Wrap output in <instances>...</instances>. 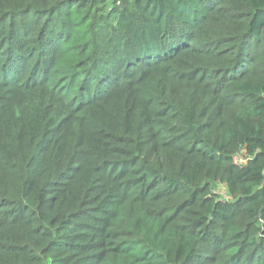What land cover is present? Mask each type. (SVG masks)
<instances>
[{
	"label": "trees",
	"instance_id": "trees-1",
	"mask_svg": "<svg viewBox=\"0 0 264 264\" xmlns=\"http://www.w3.org/2000/svg\"><path fill=\"white\" fill-rule=\"evenodd\" d=\"M0 264H264V0H0Z\"/></svg>",
	"mask_w": 264,
	"mask_h": 264
},
{
	"label": "rangeland",
	"instance_id": "rangeland-1",
	"mask_svg": "<svg viewBox=\"0 0 264 264\" xmlns=\"http://www.w3.org/2000/svg\"><path fill=\"white\" fill-rule=\"evenodd\" d=\"M219 194L223 197L226 195L225 191L222 188H219Z\"/></svg>",
	"mask_w": 264,
	"mask_h": 264
}]
</instances>
